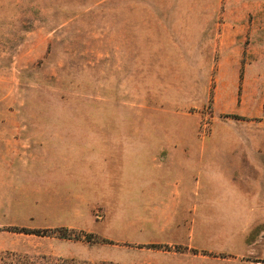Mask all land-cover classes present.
Masks as SVG:
<instances>
[{"label":"rangeland","instance_id":"obj_1","mask_svg":"<svg viewBox=\"0 0 264 264\" xmlns=\"http://www.w3.org/2000/svg\"><path fill=\"white\" fill-rule=\"evenodd\" d=\"M229 10L0 0V264H264V51L219 47Z\"/></svg>","mask_w":264,"mask_h":264},{"label":"crops","instance_id":"obj_2","mask_svg":"<svg viewBox=\"0 0 264 264\" xmlns=\"http://www.w3.org/2000/svg\"><path fill=\"white\" fill-rule=\"evenodd\" d=\"M250 17H252L251 20H249ZM228 18L227 30L218 33L219 39H216L220 48L224 46L233 47L236 44L234 49L238 51L241 46H237V44H241L245 39L250 41L251 49L254 52L264 51V0H230ZM262 57H264V53ZM134 145L159 146L161 144L158 141L152 143L150 140L143 141L139 139L135 141ZM171 145L174 147L166 153L170 166L174 171L187 170L189 167V154L183 148V144ZM144 150L137 149L136 152L141 153Z\"/></svg>","mask_w":264,"mask_h":264},{"label":"trees","instance_id":"obj_3","mask_svg":"<svg viewBox=\"0 0 264 264\" xmlns=\"http://www.w3.org/2000/svg\"><path fill=\"white\" fill-rule=\"evenodd\" d=\"M25 232H34L40 234V232H45L41 230L36 231H25ZM57 237L67 238L66 233H59ZM13 256V254H11ZM17 261H14L12 264H120L114 261H87L81 260L76 257H62V256H54L51 254H18L15 253Z\"/></svg>","mask_w":264,"mask_h":264}]
</instances>
